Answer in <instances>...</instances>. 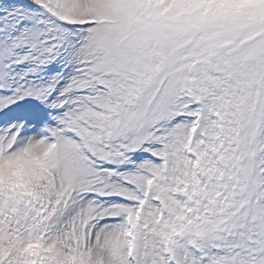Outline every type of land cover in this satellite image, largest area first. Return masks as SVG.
I'll return each instance as SVG.
<instances>
[{"label":"snow or ice","instance_id":"1","mask_svg":"<svg viewBox=\"0 0 264 264\" xmlns=\"http://www.w3.org/2000/svg\"><path fill=\"white\" fill-rule=\"evenodd\" d=\"M0 264H264V0H0Z\"/></svg>","mask_w":264,"mask_h":264}]
</instances>
